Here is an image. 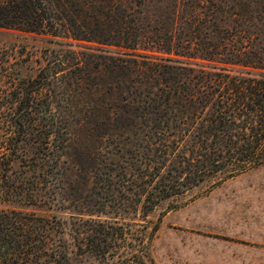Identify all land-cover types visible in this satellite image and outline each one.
<instances>
[{"label": "trees", "instance_id": "1", "mask_svg": "<svg viewBox=\"0 0 264 264\" xmlns=\"http://www.w3.org/2000/svg\"><path fill=\"white\" fill-rule=\"evenodd\" d=\"M3 31L42 45L0 42V264H153L148 212L264 164V0H0Z\"/></svg>", "mask_w": 264, "mask_h": 264}, {"label": "rangeland", "instance_id": "2", "mask_svg": "<svg viewBox=\"0 0 264 264\" xmlns=\"http://www.w3.org/2000/svg\"><path fill=\"white\" fill-rule=\"evenodd\" d=\"M15 40L42 45L31 36L0 33L2 43ZM128 210L137 223L139 210ZM145 220L149 229L158 224L149 245L153 264H264V164L163 200ZM128 225L135 237L137 224Z\"/></svg>", "mask_w": 264, "mask_h": 264}]
</instances>
